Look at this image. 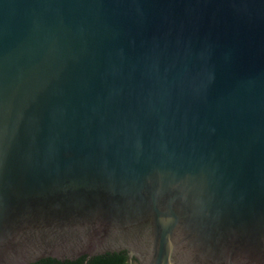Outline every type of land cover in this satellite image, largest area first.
<instances>
[{
    "label": "water",
    "instance_id": "water-1",
    "mask_svg": "<svg viewBox=\"0 0 264 264\" xmlns=\"http://www.w3.org/2000/svg\"><path fill=\"white\" fill-rule=\"evenodd\" d=\"M264 264V0H0V264Z\"/></svg>",
    "mask_w": 264,
    "mask_h": 264
},
{
    "label": "trees",
    "instance_id": "trees-1",
    "mask_svg": "<svg viewBox=\"0 0 264 264\" xmlns=\"http://www.w3.org/2000/svg\"><path fill=\"white\" fill-rule=\"evenodd\" d=\"M86 257H81L73 261H60L53 258L42 259L33 264H85ZM126 252L107 253L105 255L95 256L88 260L87 264H128Z\"/></svg>",
    "mask_w": 264,
    "mask_h": 264
}]
</instances>
